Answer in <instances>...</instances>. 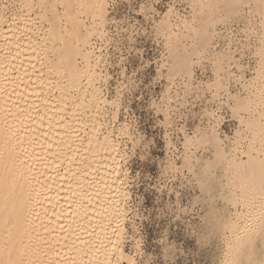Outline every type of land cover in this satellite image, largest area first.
I'll return each instance as SVG.
<instances>
[{"label":"snow or ice","instance_id":"obj_1","mask_svg":"<svg viewBox=\"0 0 264 264\" xmlns=\"http://www.w3.org/2000/svg\"><path fill=\"white\" fill-rule=\"evenodd\" d=\"M256 6L258 15L252 0H0V26L15 25L6 28L13 33L23 27L30 47L46 55L63 46L69 69L59 82L62 99L76 109L87 104L92 128L119 157L117 202L106 211L103 240L77 237L85 246L79 247L61 225L60 240L38 235L33 241L18 219L8 217L0 264H84L85 256L92 257L88 264H264V113L259 148L248 139L253 125L243 115L258 83L264 103V0ZM184 31L195 40L192 53L172 62V36ZM256 41L258 67L251 52ZM229 114L231 127L223 123ZM27 130H5L4 143L15 155L12 166L0 160V187L14 189L20 170L29 167L27 150L17 147L24 140L15 139ZM253 151L259 160L250 184L231 192L220 162ZM257 201L259 226L237 236L247 259H217V233L234 231L238 217L251 218Z\"/></svg>","mask_w":264,"mask_h":264},{"label":"bare ground","instance_id":"obj_2","mask_svg":"<svg viewBox=\"0 0 264 264\" xmlns=\"http://www.w3.org/2000/svg\"><path fill=\"white\" fill-rule=\"evenodd\" d=\"M210 2L215 3V0ZM252 2L253 13L257 15L259 14V8L256 6L258 0H252ZM6 27L16 28L15 25ZM23 31L21 27L13 33L7 31L5 26H0V160L7 162L10 166L14 164L15 154L10 153V145L4 143L5 130L8 135H11L13 131L25 126L20 118L30 117L29 120H25L32 122L31 125L26 126L28 129L26 132L18 134L15 138L24 140V144L17 147L19 152L27 150L24 159L27 160L29 167L20 170L23 176L16 180L14 189L11 185L0 187V234L3 233V221L12 217L14 220H19L21 229L25 230L33 241L38 235L49 242L60 240L64 236V232H61V225H63L69 241H76L79 247L85 246L79 244L77 237L99 243L104 239L107 231L106 211H114L117 202L113 192L119 187V182L116 181L119 157L112 149L111 142L105 145L104 133L92 128L87 115L82 116V111L87 104L76 109L72 106L71 99H62L63 93L59 82L64 80L63 73L69 69V65L62 60V54L59 51L63 46H57V51L51 55L45 54V61L43 59L44 62H42L45 64V70L42 68L35 70L32 68L34 65L32 63L29 65L28 62L33 59L35 53L37 54L32 49L38 50V46L32 44L30 47L26 36H21ZM172 40L174 47L168 52V59L172 62H179L181 58L192 53L195 40L186 31L180 32L179 35L173 34ZM47 47L51 52L53 45L48 44ZM40 71L47 75V79H52L47 80L48 85H45L49 87L45 88L43 81L37 85L42 75ZM37 87L43 90L48 88L47 92H52L53 97L50 94L39 96L37 91L40 89L38 90ZM259 97L260 88L256 86L249 94L248 112L246 111L249 113L247 119L251 120L253 125L250 131L252 137L249 140L253 141H256L258 137L261 115L264 113V103L263 108L256 107L259 105L257 102L260 100ZM20 107L25 108L23 112ZM9 112L16 115L10 116ZM9 124L12 125L11 129L8 128ZM84 127H88L86 131ZM80 130L85 131L84 139L81 138L82 134H79ZM36 142L39 153L35 154L36 149H34L33 154L31 148L35 147L33 145ZM113 157H116L115 161ZM252 157L247 152H242L239 159L233 155L224 160L233 174L234 186L240 187L241 191L250 184L252 164L258 163L259 160L255 151L252 152ZM61 166L65 167V170L60 168ZM85 172L87 178H85ZM0 174H4L2 168H0ZM256 182L258 184V173ZM86 192L91 194V199L85 195ZM96 193L99 195L97 196ZM243 212L247 213L249 209L246 207V211ZM249 219L241 216L231 222L234 231H228L231 237L228 252L240 254L237 236H243L245 229L251 227ZM254 225L259 226V219L254 222ZM12 231L16 229L13 227ZM88 233L93 235L89 237ZM55 246L60 248L62 253L75 256L77 261L81 260V255L68 252L60 244ZM91 258V256L83 257L84 264H88Z\"/></svg>","mask_w":264,"mask_h":264},{"label":"rangeland","instance_id":"obj_3","mask_svg":"<svg viewBox=\"0 0 264 264\" xmlns=\"http://www.w3.org/2000/svg\"><path fill=\"white\" fill-rule=\"evenodd\" d=\"M28 10V11H27ZM27 10H25L24 9V11H26L25 13H31V12H29L30 10L29 9H27ZM258 15V14H257ZM7 27L5 26V29H6ZM2 42H3V39H2ZM256 44H258V46L256 45ZM256 47V48H255ZM258 48V49H257ZM255 49H257V50H255ZM258 50H259V43H258V41H256V42H254V44H253V48H252V50H251V52H252V59H253V61H254V67H258L257 66V64L259 63V56H258ZM38 52H39V56L42 58V59H40V58H37V54L35 53L34 54V56H33V59H31L30 60V62H28V64L30 65V63H32L34 66H32V68L34 69L35 68V70H37L38 68H42V70H45V68H44V66H45V64L44 63H42V62H44L45 61V53H43L42 51H39V47H38V50H37ZM153 51H155V49L153 50ZM161 51H164V49H161ZM35 59V60H34ZM43 59H44V61H43ZM35 63V64H34ZM41 64V65H40ZM44 64V65H43ZM37 66V67H36ZM31 68V69H32ZM36 72V71H35ZM42 72V75H41V77H40V81H38L39 83L37 84V85H40L42 82L41 81H43V86H45V85H48V84H46L47 82H49V81H47V80H49V79H51V78H49V79H47V75H45V74H43V71H40V73ZM37 73H39V71H37ZM43 78H46V80L44 79L43 80ZM52 80V79H51ZM45 83V84H44ZM257 86H258V88H260V86H259V83L257 84ZM46 87H49V86H45V88ZM38 88V90L40 89L39 87H37ZM44 88V90L41 88L39 91H37V92H39V96H41V97H43L44 95L46 96L47 94H52V92H47V90H49L48 88L47 89H45ZM53 91H55V90H53ZM45 92H47V93H45ZM44 93V94H43ZM54 93V92H53ZM55 93H58V92H55ZM41 94V95H40ZM43 95V96H42ZM37 98V96H33V98ZM51 97H53L52 95H51ZM40 98V97H39ZM255 98H256V96H255ZM259 98H260V100H259ZM259 98H257V100H259V101H257L258 102V104L259 105H256V107L257 108H263L264 107V104L261 102V95H260V97ZM37 102H39L38 101V99H37ZM256 102V103H257ZM24 103H22V105H23ZM37 104V103H36ZM260 104H261V106H260ZM262 104H263V107H262ZM19 105V104H18ZM21 105V106H22ZM24 107H25V105H23ZM21 108V107H20ZM25 108H21V110H24ZM20 110V109H19ZM261 110V109H260ZM81 112V111H80ZM83 113H84V109H83V111H82ZM81 112V113H82ZM248 112V111H247ZM82 113V116H84V115H87L86 113H84L83 114ZM243 115L245 116V118L247 119L248 118V115H249V113H246V111L243 113ZM25 119H28V118H23V119H21L20 118V120H22L23 121V125H25V126H28V125H31V123L28 121V120H25ZM19 120V119H18ZM29 124H28V123ZM27 123V124H26ZM223 123L224 124H227L229 127H231L232 126V118H231V114H229V116L228 117H226L225 119H224V121H223ZM236 123L238 124L239 123V118H236ZM86 128H88V127H84V129H85V131L87 130ZM80 131H83V132H80ZM79 131V134L81 135V138L82 139H84V137H85V131L84 130H80ZM258 131H259V133H258V137H260V133H261V128L259 127V129H258ZM252 133V132H251ZM40 134V133H39ZM80 137V136H79ZM78 137V138H79ZM250 137H252V134L250 135V132H249V134H248V139H250ZM256 138L255 140V143H256V147L257 148H259V138ZM32 138H34V136H32ZM33 143V142H32ZM37 145H38V143L36 142V144L35 145H33V146H35V147H32L31 148V153H32V151L34 150V149H36L37 148ZM43 145V144H42ZM39 148H40V144H39V146H38ZM35 151V154L38 152L39 153V150L38 149H36V150H34ZM34 151H33V154H34ZM205 159H207V156H205L204 157ZM193 161L195 162L196 160H198V159H200V157H196V156H193ZM60 168H63L64 170H65V167H63V166H61ZM62 169V170H63ZM219 171H220V176H222L223 177V184H224V186L225 187H227V188H229V190L231 191V192H238V191H241L240 190V187H238V186H234V177H233V174L231 173V171H230V169H229V166H228V164L226 163V162H222V163H220V168H219ZM243 211H246V207L245 208H243L242 209ZM250 211V210H249ZM253 214H254V218H250L248 221H249V224H250V226L252 227L253 225H254V222L255 221H257L258 220V217L260 216V209H259V205H258V201L256 202V207H255V211L253 212ZM255 220V221H254ZM240 221V220H239ZM240 223H242V222H240ZM260 223V222H259ZM230 240H231V237L229 236V232H224L223 231V229H221L218 233H217V236L215 237V243H216V245H217V247H216V250H215V256H216V258L217 259H219V260H223V261H226V262H230V261H232V260H236V259H247V257H248V253H243V251L242 250H240V254H238V255H236L235 254V252H228V244L230 243ZM231 244V243H230ZM233 251H234V249H233Z\"/></svg>","mask_w":264,"mask_h":264}]
</instances>
